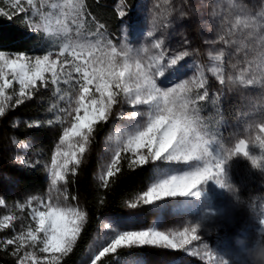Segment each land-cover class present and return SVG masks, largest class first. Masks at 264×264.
<instances>
[{"label": "snow or ice", "instance_id": "1", "mask_svg": "<svg viewBox=\"0 0 264 264\" xmlns=\"http://www.w3.org/2000/svg\"><path fill=\"white\" fill-rule=\"evenodd\" d=\"M260 2L264 4V0ZM26 4L32 10V16L39 18L29 21L31 27L43 31L54 45H58V50L29 55L0 49V118L6 119L10 109L33 100L42 90H52L51 94L66 106L53 103L47 109L54 113L53 118L28 124L29 128L60 125L63 130L50 163L43 164L49 179L47 193L29 196L23 203L15 204L21 213L27 211L30 223L25 230L14 231L11 237L0 240V244L15 246L12 255L17 257V264H62L63 259L73 252L89 222V213L69 189L90 151L97 126L108 122L115 105H130L134 110L127 118L142 119L116 132L117 145L98 176L100 186L107 189L115 183L125 164L132 170L156 166L153 182L146 191L127 202L129 208L155 205L169 198L199 200L209 181L235 192L224 165L237 156L246 158L253 168L264 170V122L256 125L258 133L254 139L240 138L231 147L221 143L217 133L205 122L201 102L207 101L209 91L200 65L196 66L190 79L166 88L159 86L158 78L165 70L183 62L190 56V51L170 54L164 39L157 38L154 31H148L146 35L152 38V51L148 54L149 48L144 47L141 51L146 55L142 56L129 45L118 47L111 37L105 35L104 24L97 25L94 32H85L83 29L90 18L86 0L53 3L50 7L54 12L44 11V0L39 5L36 0H26ZM11 7L16 15L28 12L24 0H12ZM124 7L121 0V17L126 15ZM2 14L12 18L8 12ZM166 19L162 12L155 13L154 22L159 21L162 27H167ZM222 23L227 25L225 35L205 43L222 42L227 47L234 43L230 37L238 29L247 30V35L253 38L252 50L256 55L252 60L237 62L246 66L239 68L236 75L225 76L224 50L215 54L209 52L208 57L221 62V66L208 71L221 86H258L264 90V32L257 31L264 28V14L258 19L240 8L234 21L225 18ZM237 63H232L231 68L236 69ZM62 85H70V90L65 92ZM137 108L142 110H135ZM120 116L125 118L123 111ZM108 139L111 141L112 137ZM11 142L28 147L27 144L20 145L15 138ZM20 163L35 167L41 161L20 160ZM160 165H182L183 169L172 170ZM5 204L6 199L0 196V205ZM18 218L14 214L4 215L0 219V229L13 227L12 222ZM202 219L169 232L155 227L113 229L114 235L107 238L106 245L91 258L90 264H104L102 258L114 256L120 249L144 246L183 250L192 256H201L209 264H228L222 257L217 259L202 242ZM258 223L260 227L255 242L239 241L250 245L245 251L252 258L257 249L264 248V217ZM103 228L109 229L111 225L103 224ZM201 248L204 249L202 255ZM250 261L256 264L254 258Z\"/></svg>", "mask_w": 264, "mask_h": 264}, {"label": "rangeland", "instance_id": "2", "mask_svg": "<svg viewBox=\"0 0 264 264\" xmlns=\"http://www.w3.org/2000/svg\"><path fill=\"white\" fill-rule=\"evenodd\" d=\"M24 2L26 3V0H24ZM36 2L37 5H39L41 0H36ZM44 2V11L54 12L55 10L50 7L51 4H59L62 3L63 0H44ZM120 4L121 0H114L112 3V7L116 10L118 15ZM123 4L125 5L123 10L126 15L124 17L120 16L122 22L119 37L113 39L108 32L103 29L105 35L111 37L118 47L123 44L129 45L135 51L140 52L142 56L146 54L141 50L144 47H148L150 50L148 54H151L152 38H149L146 33L156 29V37L163 38L164 41L169 30L171 32L173 31L174 34H179L177 39L171 42L172 54L187 50V47L183 44V39L189 37L192 42L190 48L192 52L191 55L194 56V58H199L205 52L207 54L209 52L215 54L223 49L230 64H232L252 60L256 55L252 50L253 38L247 35V30L238 29L235 34L230 37L234 43L227 47L222 42L212 44L205 43V41L218 40L220 35H225L227 25L222 23V20L226 18L227 20L234 21L235 15L240 8L245 9L248 15L257 16L259 19L261 14H264V4H261L260 0H139L136 11L132 17L128 16V8L124 1ZM157 5L159 7H157ZM157 11L162 12L163 15L167 17L165 21L167 27H162L159 21L154 22V16ZM181 12H183L184 15H181ZM31 20H39L38 17L32 16V10L28 16V22ZM83 31L88 32L86 29H83ZM257 31L264 32V28L258 29ZM179 37L180 39L178 40ZM258 43L259 42H257V44ZM237 49H239L238 52L236 51ZM197 65L198 63L193 62V60L174 65L190 67L183 68L180 73L176 72L173 77L168 78H166L168 74L164 72V75L158 78L159 86L166 88L180 80L190 79ZM211 66L212 68L217 67V61H212ZM245 66V63H237L238 68ZM224 74L225 76L232 75L229 71H225ZM212 95L213 97H224L226 104L232 102V104L235 103L238 108L236 114L238 115L239 124L237 127L239 129L237 127L234 128L232 134H234L235 139L233 140L222 138L219 131L212 129L210 127L211 121L208 120L209 114L202 111L205 122L217 133V138L220 142L224 143L226 147L234 146L239 131L241 130L242 132L240 133L244 134V138L254 139V136L258 133L256 125L264 122V90L260 89L258 86L244 87L240 85H226L223 92L215 90ZM133 110L134 109L128 104L122 103L115 105L109 118L110 126L106 133L100 141L94 139L90 145V151L86 153L85 162L81 166L88 165L95 161L97 163V168L95 169V177L97 180H99L98 176L110 161L114 148L117 145L116 132L118 130H125L130 127L135 120L142 119L140 117L135 118V120L127 118ZM135 110L140 111L142 109L137 108ZM122 111L125 118H121L120 116ZM109 136L112 137L111 141L108 139ZM237 157H239V160L248 161L242 156ZM228 163L229 161L224 165L227 175ZM171 166H174L171 168L172 170L183 169L182 165ZM229 182L233 186L230 179ZM235 194V192L219 188L214 182L209 181L204 186V194L199 200L169 198L155 205H141L135 209L128 207L125 212L120 215H105L101 218L99 227L79 264H90L91 258L101 247L106 245L107 238L114 235L113 229L116 231L144 230L149 227H155L159 231H177L181 230L189 222H195L201 217H203V219L200 234L202 236V242L205 244L208 237L222 229V227L226 226V228H231L228 236L224 238L223 241L215 244L213 248L212 246L208 247V251H214L217 255V259L222 257L225 261L230 262L229 264H251L250 260L253 258L247 256L245 251L250 245L248 243L240 244L239 241L255 242L256 232L260 227L258 221L260 218L264 217V200L257 205L254 216L245 219L244 223L235 227L233 213V208L236 205ZM53 196H55V193H53ZM79 205L83 207L80 200ZM5 211V209L0 208V219L4 216L3 213ZM12 224L13 227L0 229V240L11 237L14 231L18 233L21 230H25L27 227V224L21 216L14 220ZM103 224H109L111 228L105 229L103 228ZM200 243L201 242H194V244ZM0 246L10 248L11 252L14 251L15 247L14 245L7 246L3 244H0ZM133 249L144 250V258L132 257L127 260H120L117 258V254H115L114 256L102 258V260L111 259L113 261L111 264H201L198 261H192L193 258L197 257L198 260L204 261L201 256H192L185 253L183 250H172L156 246H144ZM120 250H118V252ZM203 252L204 249L201 248V255ZM38 255L42 254L38 253ZM14 258L17 260L16 256H14Z\"/></svg>", "mask_w": 264, "mask_h": 264}, {"label": "trees", "instance_id": "3", "mask_svg": "<svg viewBox=\"0 0 264 264\" xmlns=\"http://www.w3.org/2000/svg\"><path fill=\"white\" fill-rule=\"evenodd\" d=\"M113 1L86 0L90 14V18L85 25L87 31L94 32L97 25L104 24V30L113 39L119 37L122 18L112 7ZM123 1L128 8V16L132 17L139 0ZM11 2L12 0H0V49L12 52H25L29 55H43L49 50L57 51L58 45H54L46 34L36 31L30 26L28 16L31 9L28 5L24 2V7L28 8L26 15L23 13L16 15L13 14ZM3 12H8L12 15V18L9 19L2 14ZM155 30L153 29L155 36H157V31ZM178 36L179 34H174L173 31L169 30L167 32L165 46L169 49L170 54H172L171 42L177 39ZM183 44L192 54L190 49L192 46L191 38L185 37ZM191 54L184 61L193 60V62L201 65L208 81L206 87L209 91V98L201 103V107L204 113L209 114L210 127L219 131L222 138L227 140L235 139L232 132L239 124L236 104H232V102L226 104L224 97H213L212 95L213 91L223 92L226 88V85H219L215 76L208 71L212 68L211 62L214 60H211L206 52L199 58H194ZM217 65V67L221 66V62L217 61ZM223 66L225 71H229L232 75H236L239 71L238 67L236 69L231 68L226 55ZM188 67L190 66H171L165 70L168 74L166 78L173 77L176 72L180 73L181 69ZM16 88L18 90V85H16ZM62 88L67 92L70 90V85H62ZM51 91L50 89L42 90L33 100L26 101L24 104L10 109L6 119L0 118V196H4L6 199V204L0 205V208L6 210L3 213L4 215L14 214L16 217L21 216L27 225L30 223L27 211L21 213L15 208V204L23 203L29 196H44L47 193L49 179L43 164L45 162L50 163L55 144L58 143L59 136L62 135L63 130L60 125L48 126L45 124L40 127H28L29 123L53 118L54 113L47 111L51 104L58 103L60 106H66V103L58 101L57 97L51 94ZM109 126L110 120L98 125L94 139L100 141ZM240 132L242 130L239 131L236 141L244 138V134ZM13 138L20 145L27 144L28 147L24 148L13 144L11 142ZM238 158L234 157L228 163V176L236 193V205L233 208L235 227L244 223L245 219L254 216L257 205L264 200V170L253 168L249 161L239 160ZM20 160H26L30 163L40 160L41 164L29 167L28 163L21 164ZM165 166L168 167V165H160L162 168ZM154 167L156 166L147 165L132 170L128 169L125 164L115 183L111 184L107 189L101 187V182L95 177V169L97 168L95 161L80 167L77 175L72 179L69 191L71 195L78 196L83 208L88 211L89 222L73 252L63 259L62 264H79L99 227L101 218L108 214L120 215L124 213L128 208L127 202L134 200L138 194L146 191L147 187L150 186L154 179ZM169 167L173 168L174 166ZM237 196L239 199H237ZM230 230L231 228L224 226L213 235H210L206 241L208 247L212 246L213 248L215 244L223 241ZM143 251L122 249L117 253V258L120 260H127L132 257L144 258ZM210 252L216 255L214 251ZM103 261L104 264L113 263L111 259ZM192 261L209 264L206 259L200 261L197 257L193 258ZM0 264H17V260L12 255L10 248L0 246Z\"/></svg>", "mask_w": 264, "mask_h": 264}, {"label": "clouds", "instance_id": "4", "mask_svg": "<svg viewBox=\"0 0 264 264\" xmlns=\"http://www.w3.org/2000/svg\"><path fill=\"white\" fill-rule=\"evenodd\" d=\"M253 258L257 264H264V248L257 249L253 253Z\"/></svg>", "mask_w": 264, "mask_h": 264}]
</instances>
